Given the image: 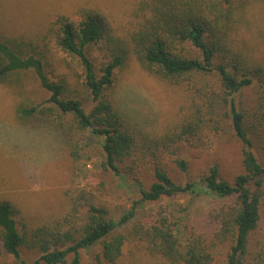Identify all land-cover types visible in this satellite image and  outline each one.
<instances>
[{"label":"trees","instance_id":"1","mask_svg":"<svg viewBox=\"0 0 264 264\" xmlns=\"http://www.w3.org/2000/svg\"><path fill=\"white\" fill-rule=\"evenodd\" d=\"M260 1L139 0L124 31L82 7L77 20L58 15L36 37L0 34V85L22 92L33 81L45 93L39 102L19 103L15 121L58 132L59 145L78 164L79 138L99 139L100 172L110 185H134L137 197L132 210L113 220L91 191L77 190L67 194L64 214L35 227L0 198V244L15 264H79L80 252L96 245L105 264H117L126 237L116 229L135 207L199 195L210 200L202 232L161 207L148 223H135L129 237L164 264H214L226 243L223 264H264V66L237 39L250 4ZM131 59L186 94L178 119L161 133L138 126L119 107L117 82ZM229 140L239 170L228 175L211 163L194 176L178 148L196 142L210 155ZM162 153L172 156L178 178L156 161ZM20 249L38 257L27 263Z\"/></svg>","mask_w":264,"mask_h":264},{"label":"rangeland","instance_id":"2","mask_svg":"<svg viewBox=\"0 0 264 264\" xmlns=\"http://www.w3.org/2000/svg\"><path fill=\"white\" fill-rule=\"evenodd\" d=\"M138 1L0 0V34L36 37L44 33L58 15L77 20L76 12L82 7L99 10L109 17L113 27L124 31L131 22L132 10ZM249 11V18L240 25L237 39L241 40L240 46L248 50L250 59L264 66V1L252 2ZM116 92L119 107L122 112L125 111L123 114L138 126L154 133L163 132L178 119L186 98L181 89L144 72L135 59H131L120 73ZM44 94L33 81H29L22 92L0 85V198L14 203L20 217L35 227L64 214L69 195L86 189L94 194L97 205L107 210L110 218L119 219L132 210V202L137 199L136 190L126 181L117 180L110 185L109 176L100 172L97 152L99 139L79 138L77 143L81 161L78 164L70 158L67 149L63 151L59 145L58 132L39 124L20 126L15 121L14 111L19 103L39 102L45 98ZM250 94V91L246 92V95ZM178 148L180 154L190 159V172L194 176L211 163H217L222 175L239 170L236 166L237 148L230 140L222 145L221 152L210 155L204 154L196 142L182 143ZM155 159L174 177L180 176L172 166L171 155L157 154ZM151 167L152 164H148L146 177L151 173ZM100 182L105 184L104 189L99 188ZM209 202V198L199 195L162 199L157 203L135 207L133 215L116 229L126 237L117 264H164L163 259L148 255L140 244L129 237L132 226L139 221L148 223L163 207L175 215H182L185 218L183 222L189 223L188 227L200 232L205 229ZM261 226L264 227V223ZM259 235L264 237L261 230ZM228 250V243L218 247L214 264H223ZM252 250L251 246L249 257ZM100 251V245L81 251L79 264H105ZM20 255L27 263L38 257L37 252L26 249H20ZM15 263V258L6 254L0 244V264Z\"/></svg>","mask_w":264,"mask_h":264}]
</instances>
